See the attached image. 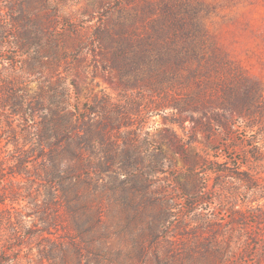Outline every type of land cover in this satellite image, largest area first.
Instances as JSON below:
<instances>
[{
	"label": "rangeland",
	"instance_id": "1",
	"mask_svg": "<svg viewBox=\"0 0 264 264\" xmlns=\"http://www.w3.org/2000/svg\"><path fill=\"white\" fill-rule=\"evenodd\" d=\"M160 5L263 100L264 0H0V264H264V125L113 68Z\"/></svg>",
	"mask_w": 264,
	"mask_h": 264
},
{
	"label": "trees",
	"instance_id": "2",
	"mask_svg": "<svg viewBox=\"0 0 264 264\" xmlns=\"http://www.w3.org/2000/svg\"><path fill=\"white\" fill-rule=\"evenodd\" d=\"M160 6L157 18L160 22H155L157 25L152 27V33L143 38L119 41L112 53L113 68L121 69L123 64L133 66L142 63L151 66L152 60H155L158 77L167 76L166 79H159V83L166 86V93L171 90L177 92L180 88L189 91L192 87H200L197 90L200 96L208 99L206 92H212L224 106L239 110L248 126L257 124L254 119L264 125V97L259 102L254 99V95H259L256 84L222 59L194 23L189 26L185 24V19L180 18L175 5ZM183 73L185 75L181 76ZM197 92L182 94L184 103L185 99L195 102ZM255 101V108H252Z\"/></svg>",
	"mask_w": 264,
	"mask_h": 264
}]
</instances>
